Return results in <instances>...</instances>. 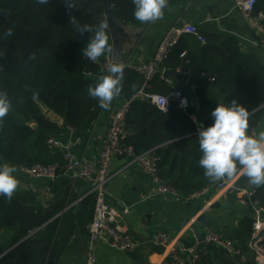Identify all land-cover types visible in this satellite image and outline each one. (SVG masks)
Listing matches in <instances>:
<instances>
[{
    "label": "trees",
    "instance_id": "trees-1",
    "mask_svg": "<svg viewBox=\"0 0 264 264\" xmlns=\"http://www.w3.org/2000/svg\"><path fill=\"white\" fill-rule=\"evenodd\" d=\"M183 1L168 0L163 12ZM133 11L132 0H110V8L106 0H75L71 9L64 0H48L46 4L0 0V14H4L0 18V91L6 92L11 102L8 115L0 122V163L18 168L35 163L63 165L61 153L47 144L50 133L60 128L51 114L61 118L63 125L87 132L100 116L130 99L124 124L125 145L136 154L154 149L158 176L164 182L170 181L180 196L188 197L216 183L198 164V125L212 122L210 112L218 101L235 98L248 109L249 133L264 127V65L254 55L241 52L235 37L212 44L182 34L160 70L184 68L194 72L196 100L187 110L172 102L168 112L163 113L138 95L139 91L165 95L173 87H180L179 82L172 80L169 84L157 73L144 84L142 76L127 66L119 96L108 109L101 108L87 88L106 74L103 63L107 52L95 62L83 56L89 34L77 32L71 18L81 25H95L102 19L134 27L148 23L136 20ZM254 12L264 14V0H256ZM9 29L11 35L7 34ZM109 35L112 46L111 30ZM202 73L207 76H200ZM33 123L35 128L29 125ZM237 175L234 185L254 190L253 198L264 206V186L251 185L239 169L229 178ZM37 198L36 193L19 186L11 200L0 196V233L9 234L0 244L1 264H56L53 251L58 229L70 210H64L68 205L64 199ZM251 224L249 215L239 223L235 241L241 248H247ZM248 255L243 264H257L255 255Z\"/></svg>",
    "mask_w": 264,
    "mask_h": 264
},
{
    "label": "crops",
    "instance_id": "crops-1",
    "mask_svg": "<svg viewBox=\"0 0 264 264\" xmlns=\"http://www.w3.org/2000/svg\"><path fill=\"white\" fill-rule=\"evenodd\" d=\"M182 23L193 24L204 38L202 43L219 44L226 37H235L241 52L254 55L264 65V35L250 27L235 7L234 0H184L163 12L161 19L139 27L115 22L112 28L113 60L124 66L149 61L163 33L170 26ZM179 83L182 86L181 81ZM186 92L193 101L192 95ZM111 115L112 112L103 114L90 130L78 132L70 130L62 124L61 118L51 114V119L60 128L50 133V138L64 143L78 137L80 141L72 147V152L77 158L95 160ZM262 130L264 127L260 126L253 135ZM16 169L18 186L36 193L37 200L64 199L68 204L64 210L70 211L59 226L53 251L55 263L84 264L88 224L93 212V201L86 196L89 184L63 172L48 182ZM111 173L107 202L117 211L116 223L140 245L134 251L124 253L98 243L95 250L97 264H163L169 259L171 247L195 244L204 260L214 264H238L235 256L202 241L204 234L213 230L237 244L235 235L240 221L248 216V208L239 204L235 195L213 186L192 197L151 195L155 185L149 176L138 163L123 156L114 157ZM238 176L233 179L234 183ZM158 231L170 238L171 243L166 248L154 245L153 236ZM8 235L4 231L0 233V244ZM154 248L162 250L157 252Z\"/></svg>",
    "mask_w": 264,
    "mask_h": 264
},
{
    "label": "built area",
    "instance_id": "built-area-1",
    "mask_svg": "<svg viewBox=\"0 0 264 264\" xmlns=\"http://www.w3.org/2000/svg\"><path fill=\"white\" fill-rule=\"evenodd\" d=\"M235 7L244 16L250 27L259 35H264V14L255 13L254 5L256 0H234ZM182 34L195 36L201 42H204L203 36L198 32L196 27L190 23L175 24L170 26L161 36L151 59L147 62L131 63L130 67L139 73L144 84L161 73L160 64L166 58L172 46L176 43L178 37ZM264 47V45H263ZM113 62L112 51L107 52L103 66L107 69L108 64ZM179 77L182 86L173 87L167 94L159 93H142L138 95L145 98L148 102L158 108L161 112L167 113L172 102L182 110H187L192 101L189 100L186 90L196 100L195 90L197 84L195 74L189 69L177 68L175 71ZM200 76L206 77L204 73ZM172 84L171 79H167ZM186 100L187 104L182 105L181 101ZM130 99L125 100L112 112L108 128L105 135L100 141L99 151L95 160H84L77 158L72 152V147L80 141L78 137L68 140L64 143L48 139L47 144L52 149H59L63 165L57 162L52 164L35 163L31 166L19 167L20 172L32 178H40L51 182L56 179L58 170L62 169L63 173L68 174L73 179H81L89 184V190L86 196L93 200V212L88 224V244L85 251L84 264H97L96 245L105 243L111 248L129 253L134 251L140 242L130 236L124 228L116 223L118 217L117 211L107 202V185L112 177L111 163L114 157L123 156L131 162L139 164L142 171L149 176L154 183V189L151 195L162 196H179L176 190L158 176L157 156L154 149L136 154L133 148L124 144L126 132L124 129L125 117L130 105ZM194 118L193 116H191ZM74 131V129L70 128ZM198 132V129H197ZM235 178V177H234ZM224 177L216 181L214 188L225 190L227 193L233 194L239 204L248 208V215L252 219L251 236L247 244V248H241L232 240L223 237L219 232L209 230L204 234L203 242L213 244L219 249L235 256L238 263L246 262L249 253L255 255L257 264H264V206L260 205L258 200L253 198L254 190L243 187L238 188L234 185L233 179ZM209 188V187H208ZM204 188L202 191H207ZM195 196V194L188 197ZM154 245L166 248L170 245V238L162 231H158L153 236ZM197 244L191 246H173L169 250V259L163 264H214L211 261L204 260L197 249Z\"/></svg>",
    "mask_w": 264,
    "mask_h": 264
},
{
    "label": "clouds",
    "instance_id": "clouds-1",
    "mask_svg": "<svg viewBox=\"0 0 264 264\" xmlns=\"http://www.w3.org/2000/svg\"><path fill=\"white\" fill-rule=\"evenodd\" d=\"M40 4L48 0H37ZM168 0H132L134 18L141 23L154 22L162 18ZM67 8L75 7V0H64ZM71 22L76 31L88 33L86 47L82 55L95 62L113 51L109 43L110 27L106 19L95 25L79 24L74 17ZM11 35V29L8 30ZM124 78V65L118 60L108 64L106 74L98 76L94 85H89L87 93L98 100L99 106L108 109L114 97L119 96ZM182 105L187 101L182 100ZM11 109V102L4 91H0V122ZM211 123L199 124L196 141L199 146L198 164L204 175L211 181L232 177L240 173L256 187L264 186V130L253 135L249 133L248 109L237 99L218 101L210 112ZM17 169L9 163H0V196L11 200L17 190L19 181L15 175Z\"/></svg>",
    "mask_w": 264,
    "mask_h": 264
},
{
    "label": "water",
    "instance_id": "water-1",
    "mask_svg": "<svg viewBox=\"0 0 264 264\" xmlns=\"http://www.w3.org/2000/svg\"><path fill=\"white\" fill-rule=\"evenodd\" d=\"M106 5H107V8H110V0H106ZM108 12H106V14H107ZM0 18L1 19H3L4 18V14L3 13H1L0 14ZM110 20V19H109ZM113 23H115V21H112V20H110L109 21V25H110V30H111V35H112V30L114 29V24ZM113 28V29H112ZM162 76H163V78H167V79H171V80H173V81H175V82H180V77H179V75L175 72V71H173V70H168V69H164L163 70V72H162ZM32 128H35L36 127V124L35 123H33V124H29ZM0 159H2V156L0 155ZM165 184H168V185H170V181H165ZM34 232H32V233H30L27 237H30L32 234H33ZM26 237V238H27ZM26 238H24L23 240H25ZM22 240V241H23ZM1 253H2V249L0 248V257H1ZM0 264H1V261H0Z\"/></svg>",
    "mask_w": 264,
    "mask_h": 264
},
{
    "label": "rangeland",
    "instance_id": "rangeland-1",
    "mask_svg": "<svg viewBox=\"0 0 264 264\" xmlns=\"http://www.w3.org/2000/svg\"><path fill=\"white\" fill-rule=\"evenodd\" d=\"M109 26H110V25H109ZM249 254H250V253H249ZM248 256H249V255H248ZM248 256H247V257H248Z\"/></svg>",
    "mask_w": 264,
    "mask_h": 264
}]
</instances>
